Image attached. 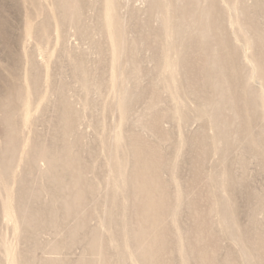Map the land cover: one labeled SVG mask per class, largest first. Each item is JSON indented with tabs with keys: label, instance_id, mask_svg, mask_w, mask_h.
I'll use <instances>...</instances> for the list:
<instances>
[{
	"label": "rangeland",
	"instance_id": "374dc122",
	"mask_svg": "<svg viewBox=\"0 0 264 264\" xmlns=\"http://www.w3.org/2000/svg\"><path fill=\"white\" fill-rule=\"evenodd\" d=\"M253 70L263 81L249 82ZM263 87L264 0H0V164L15 152L0 168V245L13 240L1 217L17 194L38 218L26 230L45 235L21 242L26 264L46 263L55 234L67 247L55 263L94 264V247L79 257L97 232L103 264H137V233L154 253L146 264H264ZM67 181L82 203L69 212ZM76 216L88 225L70 241Z\"/></svg>",
	"mask_w": 264,
	"mask_h": 264
},
{
	"label": "bare ground",
	"instance_id": "6f19581e",
	"mask_svg": "<svg viewBox=\"0 0 264 264\" xmlns=\"http://www.w3.org/2000/svg\"><path fill=\"white\" fill-rule=\"evenodd\" d=\"M201 1V0H200ZM198 2V1H197ZM59 4V3H58ZM164 4V3H163ZM61 5V4H60ZM59 6V5H58ZM82 7V6H81ZM163 7V6H162ZM60 8V7H59ZM184 9V8H183ZM201 9V8H200ZM208 9V8H207ZM211 9V8H210ZM232 9L234 10V12H236V8L235 7H233L232 6ZM160 11V10H159ZM177 14H178V12H177ZM209 13L207 12L206 13V15H208ZM193 15V14H192ZM195 16V15H194ZM207 17V16H206ZM209 17V16H208ZM207 17V18H208ZM210 18V17H209ZM231 18V17H230ZM232 19V18H231ZM162 20V19H161ZM195 20V19H194ZM201 20H202V18H201ZM206 20H208V19H206ZM236 20V19H235ZM190 21V20H189ZM192 21V20H191ZM232 21H234V19L232 20ZM166 22V25H165V27L167 28V29H169V22L168 21H165ZM184 22V21H183ZM182 22V23H183ZM192 22H194V21H192ZM181 24V23H180ZM188 24H190V23H188ZM230 24L231 25H234V22H230ZM236 25V24H235ZM182 25H180V27H181ZM184 27V26H183ZM235 27H237V26H235ZM186 28V27H185ZM191 28V27H190ZM171 30V29H170ZM198 31H199V33H200V35H204V33H205V30L204 29H202V28H200V29H198ZM167 32V31H166ZM169 32V31H168ZM167 32V33H168ZM166 33V34H167ZM169 37H170V35H169ZM160 39V38H159ZM204 44H205V46L209 43V41H204L203 42ZM249 44V43H248ZM248 47H249V45H247ZM245 48H246V46H244ZM172 48V47H171ZM169 50V49H168ZM214 52H216L217 51V46H216V48L213 50ZM244 52V51H243ZM246 52V51H245ZM244 52V53H245ZM205 53V52H204ZM211 52L210 51H208V50H206V55H207V63L208 64H216V62H215V59H213V58H211V56H209V54H210ZM245 59L244 60H246L248 63H246L248 66V68H254L255 69V67L257 66V63H256V61H255V58L253 57V56H249V55H247V53L245 54V57H244ZM177 64V63H176ZM176 64L174 63V62H170L169 61V59H168V64H167V67H166V70H170V71H173L174 70V68L176 67ZM205 65H206V63H205ZM165 70V71H166ZM251 72V71H250ZM203 74V73H202ZM175 75V74H174ZM215 75V74H214ZM115 76V75H114ZM190 76H192V75H190ZM209 76V75H208ZM187 77V76H186ZM255 77H257V79H258V81L260 80H262L263 81V76H261V75H259V74H257V73H255V71L253 70V73L252 74H250L249 75V82H250V80H252V79H254ZM19 79V78H18ZM256 79V78H255ZM11 80V79H10ZM16 80V79H15ZM19 81V80H18ZM255 81H257V80H255ZM35 82V81H34ZM253 82V81H252ZM212 83V82H211ZM199 84V83H198ZM262 85H263V82L261 83ZM214 86H215V91H217L218 89H219V83H214ZM260 87V86H259ZM262 87V86H261ZM260 87V88H261ZM19 88V87H18ZM213 88V87H212ZM264 88V87H263ZM261 89V91H260V93H259V95H260V99H261V101H262V106H264V89ZM15 89V88H14ZM220 90H221V88H220ZM18 90H16V92H17ZM20 91V90H19ZM37 91V90H36ZM222 92H224V90H222ZM13 93V92H12ZM22 94V93H21ZM221 94V93H220ZM224 94V93H223ZM222 94V95H223ZM17 95V94H16ZM17 97V96H16ZM259 99V100H260ZM66 101V100H65ZM68 102V101H67ZM24 103V106H25V115H26V122L28 121V117L30 116L29 115V113H30V104H29V102L28 101H26V102H23ZM12 107V106H11ZM15 108V107H14ZM4 110V109H3ZM10 111V110H9ZM12 112V111H11ZM22 114V113H21ZM7 117V116H6ZM262 120L264 121V111H263V114H262ZM5 118V117H4ZM12 119V118H11ZM16 119V118H15ZM7 120V119H6ZM13 121V120H12ZM217 124V123H216ZM25 125H27V124H25ZM66 127V126H65ZM28 128V127H27ZM24 129V128H23ZM22 129V130H23ZM200 129V128H199ZM9 130V129H8ZM21 132V131H20ZM9 135H12V132H11V130H9ZM24 135V134H23ZM7 136V135H6ZM18 138V137H17ZM2 139H4V138H2ZM25 139V138H24ZM9 141V140H8ZM20 141V140H19ZM4 142V141H3ZM7 142V141H6ZM14 142V141H13ZM21 143V142H20ZM261 143V142H260ZM4 144V143H3ZM26 144V143H25ZM24 150H27L26 148H25V146L22 148V152H23V154L25 153L24 152ZM41 151V150H40ZM9 152V151H8ZM27 152V151H26ZM222 152V151H221ZM9 153H11V152H9ZM23 154H21L20 155V157H19V159H18V161L19 160H23V159H25L24 157H26V156H23ZM27 154V153H26ZM4 155V154H3ZM11 155V154H10ZM15 159V152H13L12 153V155L8 158V162L6 163V164H0L1 166H0V168H5L6 170H10V168H11V166H12V163H13V160ZM29 159V158H28ZM34 162H35V164L37 165V168H39L40 169V172H41V174H47V172L48 171H50L51 170V161L48 159V157L47 156H45V155H40V156H38V157H34ZM7 161V160H6ZM5 161V162H6ZM15 162V161H14ZM17 163V162H16ZM44 163V164H43ZM24 164V163H23ZM13 167V166H12ZM3 169H1V171L3 170ZM6 170L5 171H2V173L4 172H6ZM138 171V170H137ZM144 171H146V170H144ZM143 172V171H142ZM3 173V174H4ZM11 173V172H10ZM7 174H8V172H7ZM6 174V175H7ZM142 174V173H141ZM144 174H146V173H144ZM5 175V174H4ZM3 175V176H4ZM9 175V174H8ZM7 175V176H8ZM40 175V174H39ZM15 176V175H14ZM2 178H4V179H6L5 177H2ZM1 179V178H0ZM10 180V179H9ZM155 180H156V178H155ZM2 181H3V179H2ZM151 181H152V179H151ZM150 181V182H151ZM8 182V181H7ZM141 182V181H140ZM154 182V181H153ZM156 182V181H155ZM3 183V182H2ZM155 184V183H154ZM139 185V184H138ZM149 186V185H148ZM76 187V184L75 183H70V182H68L67 181V183H66V185L63 187L64 188V190H69V189H72L73 190V200H71V203L69 202V200L68 201H65V204H64V208H67V210H66V212H69V209L71 208V207H79L80 208V206L82 205V203H78L77 201V199H78V196H79V192H78V190H74V188ZM150 187V186H149ZM1 188V187H0ZM140 188V187H139ZM3 189V188H2ZM1 189V190H2ZM6 189V188H5ZM12 189V188H11ZM15 190V189H14ZM81 190V189H80ZM132 190V189H131ZM140 190V189H139ZM142 190V189H141ZM3 191V190H2ZM7 191H9L10 192V190H7ZM17 191V190H16ZM103 192H104V190H102ZM152 191V190H151ZM150 191V192H151ZM15 192V191H14ZM184 192V191H183ZM0 193H1V191H0ZM19 193V192H18ZM136 193V192H135ZM102 194V193H101ZM10 195H11V193H10ZM19 195V194H18ZM135 195V194H134ZM151 195V194H150ZM2 196V195H1ZM18 196H17V194L15 195V196H11V197H9V195H8V197H6L7 198V204H6V202L4 203V208L2 207V209H3V213H2V217L1 218H3L5 221H7V223L9 224L10 223V225L12 224V228H13V226H14V233H13V240L12 241H10V242H8V241H6V242H1L2 244L0 245V246H2V248H3V257H4V261H2V263H1V261H0V264H26V261L24 262V260L26 259H24L23 258V256H24V253L27 251V250H23V251H21L20 249H22L21 248V242L23 243V241H25V242H27L28 240H36L37 238H38V236H42L41 238H43L44 236H43V233H42V235L41 234H39L38 232H36V231H34V232H32V233H29L30 231H28V228H27V230H26V228H25V226H31V224L34 222V221H36L37 219H35L32 215L30 216L28 213H29V211H30V209L28 210L27 208H25L24 207V204H22V202H20V203H15V200H16V198H17ZM104 197V196H103ZM102 199V198H101ZM80 200V199H79ZM24 202V201H23ZM133 202H134V200H133ZM1 203H3V202H1ZM131 205V204H130ZM133 206V205H132ZM131 206V207H132ZM131 207H129V208H131ZM137 207H138V205H137ZM136 207V208H137ZM143 207V206H142ZM164 207V206H163ZM84 208V207H83ZM1 209V208H0ZM76 209V208H75ZM35 210V209H34ZM33 210V211H34ZM78 210V209H77ZM85 210V209H84ZM132 210V209H131ZM142 210V209H141ZM133 211H134V209H133ZM143 211V210H142ZM226 211V210H225ZM135 213V212H134ZM152 214V209L151 208H147L146 210H144V214H146L145 215V218L146 219H144V221H147L149 218H148V214ZM36 214H37V212H36ZM68 214V213H67ZM77 214V213H76ZM81 214V213H80ZM129 214V213H128ZM131 214V213H130ZM133 214V213H132ZM140 214H142V213H140ZM153 214H154V212H153ZM137 215V214H136ZM135 215V216H136ZM79 216V215H78ZM78 216H76L75 218H76V223H74L75 225L69 230V236H68V240H70V241H72L70 238H73L74 237V234L77 232V230L78 229H80V228H83L86 224L88 225V223H86V221H85V218H83V221H81L80 222V220H79V218H78ZM103 216V215H102ZM132 216V215H131ZM157 216V215H156ZM159 216V215H158ZM134 217V216H133ZM162 217V216H161ZM128 218V217H127ZM53 219V218H52ZM93 219V218H92ZM92 219H90L91 221H92ZM133 219V218H132ZM139 219V218H138ZM41 220V219H40ZM71 220V219H70ZM89 220V219H88ZM103 220H104V218H103ZM103 220H102V222H103ZM140 220V219H139ZM75 221V220H74ZM73 221V222H74ZM135 221V220H134ZM151 222H152V220H150ZM167 221V220H166ZM97 222V221H96ZM99 222V221H98ZM127 222V221H126ZM137 222V221H136ZM5 224V223H4ZM36 224V223H35ZM90 224H91V222H90ZM103 224L104 223H102V225H101V227L103 226ZM106 224V223H105ZM97 225H98V223H97ZM129 225V224H128ZM135 226L133 227L132 225V233L133 232H144V234H142V236H145V235H147V234H152L153 235V237L155 236V233H152L153 232V230H152V228H150V227H143L140 223H136V224H134ZM156 225V224H155ZM70 225H68V227H69ZM71 226H72V220H71ZM105 226V225H104ZM103 226V227H104ZM8 227V226H7ZM33 227V226H32ZM96 227V228H95ZM235 227V226H234ZM50 228V227H49ZM61 228V227H60ZM94 228L95 229H97V226H96V224H95V226H94ZM99 228V227H98ZM155 228V227H154ZM236 228V227H235ZM101 228H99V229H97V230H100ZM115 229V228H114ZM231 229V228H230ZM10 230H11V227H10ZM40 230H42V229H40ZM101 231H103V230H100V232ZM44 232V231H43ZM60 232V231H59ZM130 232V231H129ZM41 233V232H40ZM51 233V232H50ZM53 233V232H52ZM61 233H63V232H61ZM93 233V232H92ZM103 233H104V231H103ZM97 235H95V234H92V236H90V238H89V242H88V244L86 243V250H84V253L79 257V260L81 259V261L80 262H83L86 258V254H87V250L89 249V248H95V252H94V254H92L93 256H96V258H92V263H94V264H103L104 263V257L102 256V254H101V252H100V243L97 241V237H99V233L97 232L96 233ZM101 234V233H100ZM129 234H131V233H129ZM138 234V233H137ZM137 234H135L134 236H136ZM91 235V234H90ZM60 236H61V234H60ZM85 236H86V234H85ZM88 236V235H87ZM86 236V237H87ZM103 236V235H102ZM134 236H132V238L136 241V243L138 244V247H136L132 252L130 251V255H131V257L133 258L132 260L135 262V263H137V264H146L145 262L147 261V260H149V259H151V257L153 256V254H151L150 252H153V251H151V250H146L145 249V244L147 243V240L145 239V238H140L139 236L136 238V237H134ZM131 237V236H130ZM46 238V237H45ZM52 239H50V240H48V241H46L47 239H49V238H47L46 240H45V242H44V247H43V249L42 248H40V249H42V251H43V253L47 256L46 258H45V264H57V263H55V262H57L58 260H61V257H63L62 255H64V250H65V248L67 249V247H63V246H61L59 243H58V238H59V234H55L54 235V237H51ZM132 238H131V240H132ZM2 239V238H1ZM39 239V238H38ZM3 240V239H2ZM40 240V239H39ZM67 240V239H66ZM87 240V239H86ZM134 240H132L133 242H134ZM37 241V240H36ZM60 241V240H59ZM80 242V241H79ZM132 242V243H133ZM157 242V241H156ZM62 243V242H61ZM69 243H72V242H69ZM121 243V242H120ZM135 243V242H134ZM133 243V244H134ZM28 244V243H27ZM75 243H73V245H74ZM64 245V244H63ZM66 245V244H65ZM72 245V246H73ZM160 245V244H159ZM40 245H39V247H41ZM134 246H135V244H134ZM149 247H153L152 246V244H150V245H148ZM189 246V245H188ZM23 247V246H22ZM68 247H69V245H68ZM70 247H71V245H70ZM70 247L68 248V249H70ZM1 248V247H0ZM28 248V247H27ZM74 248V247H73ZM73 248H71V250L73 249ZM85 248V247H84ZM84 248H82V251H83V249ZM31 251H32V249H31ZM30 251V252H31ZM27 252H29V251H27ZM67 252V251H66ZM65 252V253H66ZM68 252H71V251H68ZM67 252V253H68ZM72 254H73V252H72ZM67 255V254H66ZM68 255H69V253H68ZM28 256V255H27ZM65 256V255H64ZM90 256V255H89ZM108 256V255H107ZM26 257V256H25ZM29 257V256H28ZM27 257V258H28ZM78 257V256H77ZM92 257V256H91ZM111 257V256H110ZM247 257V256H246ZM33 258V257H32ZM36 258V257H35ZM66 258H68V256L66 257ZM88 258V257H87ZM128 258V257H127ZM156 258V257H155ZM75 260H77V259H75ZM79 260H78V263H80L79 262ZM88 260V259H87ZM86 260V261H87ZM111 260V259H110ZM61 261H63V259L61 260ZM61 261H59V262H61ZM74 261V260H73ZM90 261V260H89ZM94 261V262H93ZM129 261V260H128ZM29 262V261H28ZM58 262V263H59ZM110 262V261H109ZM153 262V261H152ZM43 263V262H42ZM86 263V262H85ZM150 263V262H149ZM73 264V263H72ZM82 264V263H81ZM90 264H91V262H90ZM108 264V263H107Z\"/></svg>",
	"mask_w": 264,
	"mask_h": 264
}]
</instances>
